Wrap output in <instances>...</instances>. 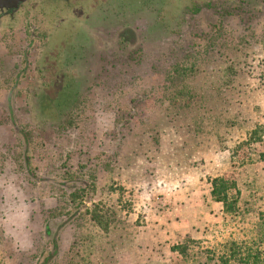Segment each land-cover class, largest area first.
I'll list each match as a JSON object with an SVG mask.
<instances>
[{"label": "rangeland", "instance_id": "1", "mask_svg": "<svg viewBox=\"0 0 264 264\" xmlns=\"http://www.w3.org/2000/svg\"><path fill=\"white\" fill-rule=\"evenodd\" d=\"M262 156L264 0L0 10V264H43L48 226L56 264L180 263L187 236L206 264H264ZM224 175L236 216L211 196Z\"/></svg>", "mask_w": 264, "mask_h": 264}, {"label": "trees", "instance_id": "2", "mask_svg": "<svg viewBox=\"0 0 264 264\" xmlns=\"http://www.w3.org/2000/svg\"><path fill=\"white\" fill-rule=\"evenodd\" d=\"M26 2L24 0L23 2H20L18 4V7L16 8L15 6H3L1 7V11H16L19 9V6ZM129 33V32H128ZM120 39L122 40L121 42H127L130 40V37L126 36L125 34H122ZM186 65L182 64L181 66L178 67V71L176 73H170L168 75L169 78L174 79L175 77H178V74L181 73L183 76L186 74ZM29 149V146H25V153ZM264 157V156H262ZM25 164L30 166V156L26 154L25 157ZM211 184V196L213 200L217 203H221L224 208V212L227 215H232L236 216L239 211V204L241 201V191L238 186L237 180L234 178H230L228 176H219L210 181ZM54 210V209H53ZM75 215L71 216L68 218L67 221L62 223L58 230H63L66 227H70L74 225L77 222V218L74 217ZM112 215L105 209H100L99 207L93 210L90 213V219L102 230H100V233L108 234L110 232L109 230V225L111 222ZM51 228H46L45 231V236L46 238H51L52 239V247L51 249L46 252V258L43 262V264H56L59 256H60V244L59 240L57 239L58 233H54L52 236H48ZM196 246H199V242L195 241L192 239L190 236H187L185 241L183 243H180L176 246H174L171 250L172 252L178 254L182 262L180 263H174V264H206L203 262L199 257H201L203 254L202 251L198 252V256H195V251H196ZM238 254V258H235L238 263L240 264H249V260L244 256L243 254L236 253ZM216 256L210 257L209 260L211 259H216ZM237 257V256H236ZM72 259V258H71ZM220 261L224 264H229L230 260H226L224 258H220Z\"/></svg>", "mask_w": 264, "mask_h": 264}, {"label": "flooded vegetation", "instance_id": "3", "mask_svg": "<svg viewBox=\"0 0 264 264\" xmlns=\"http://www.w3.org/2000/svg\"><path fill=\"white\" fill-rule=\"evenodd\" d=\"M12 4L14 5V1L13 0H0V6H6V5L12 6Z\"/></svg>", "mask_w": 264, "mask_h": 264}, {"label": "water", "instance_id": "4", "mask_svg": "<svg viewBox=\"0 0 264 264\" xmlns=\"http://www.w3.org/2000/svg\"><path fill=\"white\" fill-rule=\"evenodd\" d=\"M13 1H14V5L12 4V6H15L17 8L18 7V4L20 2H23L24 0H13ZM7 6H9V5H6L5 7H7ZM0 7H3V6H0Z\"/></svg>", "mask_w": 264, "mask_h": 264}]
</instances>
